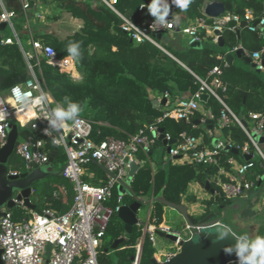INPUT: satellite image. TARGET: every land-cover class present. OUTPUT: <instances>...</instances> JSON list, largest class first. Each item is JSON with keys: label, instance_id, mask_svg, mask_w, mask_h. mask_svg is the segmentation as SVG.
<instances>
[{"label": "trees", "instance_id": "16d2710c", "mask_svg": "<svg viewBox=\"0 0 264 264\" xmlns=\"http://www.w3.org/2000/svg\"><path fill=\"white\" fill-rule=\"evenodd\" d=\"M55 1L62 10L82 21L80 30L63 39H58L51 33H32V37L39 40L42 46L53 48L57 57L70 56L67 52L68 44L80 42L81 56L78 60H73L78 74L70 76L53 67L47 63L45 55L38 56L39 65H35L34 69L53 99V109L57 103L63 104L66 109L67 101L78 102L81 105L82 112L79 116L95 122V129H99V133L94 136L96 141L109 136L126 139L139 129L156 123V118L162 115L164 108L173 107L177 100L197 90L198 84L191 72L204 77L213 66H222L225 54L232 53L239 44L248 53L258 51L262 44L260 35H255L246 27L242 28L240 35H237V30H223V47H219L217 43L211 45L208 41L202 43L201 49L189 48L187 45L184 49L171 47L169 43L165 44L162 41V34L159 43L175 57L174 59L148 42L133 46L127 34L119 28L121 19L101 0ZM209 1L221 2L224 7L223 13L240 15L245 9H251L253 13L258 14L264 5V0H192L188 9L182 12L179 7L171 5L169 0L171 5L169 17L174 19L179 15L180 20L196 19L203 16L202 7ZM149 2L150 0H115L113 6L134 23L142 24L154 19L148 14L147 8L138 10L140 4L147 5ZM5 4L8 9L15 11L20 9L18 0H5ZM17 28L20 26L17 25ZM20 44L24 51L31 52L30 44L25 46L21 39ZM238 62H242L241 59H236L232 65L223 68L222 82L226 90L223 92L219 90V93L231 111L239 119L246 120L249 112L264 111V82L256 72L246 70ZM28 77V69L20 46L15 41L10 44L0 43V91L5 92L14 84L24 82ZM164 93L168 94V103L166 106L155 108L152 100L161 98ZM202 106L212 115L211 128H215V120L222 110V105L214 97L208 96L205 102H202ZM200 118L201 114L197 111L188 122L163 118L157 126L162 127L172 138L178 139L179 134L184 131L188 135L200 137L202 147H211L213 136H209L205 128L195 123ZM220 131L236 145L241 146L247 141L242 129L235 122ZM148 135L151 136V133ZM156 143L161 141L156 138L152 147ZM164 146L167 149V145ZM45 147L47 152L53 151L54 145L50 139H46ZM152 147L150 156L149 153L146 155L138 153V158L143 163L138 166L132 177L130 188L134 197L142 199L141 205L150 203L148 223L158 227L163 221L166 206L162 200L181 205V198L184 196L186 201L196 202L195 195L187 192V186L192 183H197L205 189L207 181L210 188L218 191L215 183L210 181L217 168L211 165L186 163L178 167L184 176L178 180L172 179L170 163H161L156 165V168H151ZM227 155L233 156L239 163L245 160L244 154L240 152L234 154L225 150L222 151L221 158ZM253 158V167L245 174V179L252 182V188L261 186L264 180L260 182V177H264L262 160L259 157L256 160ZM8 161L12 170H24L23 161L14 153ZM64 161V154L57 149L53 159L54 165L60 164L57 171L32 184L30 200L36 207L63 213L71 205L72 185L61 175ZM87 169L94 174L92 178L84 177L90 184H97L98 178L103 179L100 166L96 163H89ZM116 196L117 192L114 190L113 199ZM134 197L124 195L128 204L133 202ZM236 198L224 199L220 196L218 203L225 208V205L229 206ZM204 202V211L200 215L187 214L190 224L195 225L200 221L203 224L211 223L209 221L212 220L213 214L210 206L214 203V196L210 195V199ZM25 215L29 217L30 211L28 210ZM14 219L19 220L17 217ZM123 227L124 224L117 217V213H113L98 249V264H131L137 244H140L138 264H151L152 242L148 234H143L137 225L132 227L130 234L116 249L110 251L112 241L123 235ZM257 235H264V221L259 225L255 236Z\"/></svg>", "mask_w": 264, "mask_h": 264}, {"label": "built area", "instance_id": "2783aa9c", "mask_svg": "<svg viewBox=\"0 0 264 264\" xmlns=\"http://www.w3.org/2000/svg\"><path fill=\"white\" fill-rule=\"evenodd\" d=\"M108 6L120 19L119 28L129 37L133 46L143 43H151L158 47L170 57L174 58L166 51L157 34L166 33L169 37L179 34L183 38L182 43L188 46L195 40L200 42L210 41L216 43L218 31L221 35L223 30L228 29L235 31L239 24L244 22L248 31L258 34L259 26H264V5L258 14L253 13L251 9H245L243 14L223 13L218 17L210 18L203 14L196 19L182 18L179 24H174L171 17H168V23L160 26L150 19L145 23L136 24L129 18L122 15L114 6L115 0H101ZM20 9L15 11L8 9L4 0V7L0 8V17L5 14L9 15L8 20L0 19V23H5L13 34V37H1V44H10L15 41L21 48L25 63L28 69L29 77L22 83H17L7 89L5 92L0 91V110L7 113L4 121H0V147H2L7 138V129L13 123L18 128H29L30 134L23 141H16L13 153L23 161V171L9 170V175H19L28 173L33 168L42 166L48 162L50 153L47 152L45 144L46 139H50L54 147L61 148L65 161L61 169V175L72 185V202L69 208L63 213L44 208L38 214L30 211L29 217H21L15 220L10 208L2 207L0 216V249L2 264H98L97 254L104 237L109 219L113 213H117L124 203V195L117 194L113 199V192L117 185H125L128 178V170L131 163L140 164L137 155L139 152L147 154L157 138V123L163 118H171L175 121H190L201 106L199 96L207 94L214 97L221 105L222 110L215 120V129L221 130L231 123L235 122L242 129L247 141L241 146L234 144L228 137L225 140L218 139L215 146L202 147V139L186 132H181L179 138H172L164 132L166 142L174 139L175 141L168 147L167 153L171 159L180 158L189 164L211 165L217 168L215 174L210 177V181L215 183L219 193L224 199L241 197L251 189L252 182L245 179V174L253 167L252 158L258 156L264 165V150L259 143L258 137L264 138V111L249 112L244 125L227 106L221 98L220 91H225L226 87L222 82L223 68L215 65L209 69L204 77H200L191 72L198 86L197 90L187 97L176 101L171 108H164L161 116L156 118L155 122L145 129H139L137 133L128 135L126 139H117L112 136L96 141L94 136L99 133L95 129V122L78 116L75 120L66 122L68 127L58 130H50L51 135H45L44 129L48 128V114L51 112L53 99L51 98L42 78L37 75L34 66L39 65L38 56L45 55L48 64L64 71L67 75L76 76L74 61L70 56L57 57L53 48L42 46L39 40L34 39L28 29L30 51H24L20 40L14 29L15 18L22 17L27 19V12L33 5V0H18ZM139 5L138 10H141ZM208 19H211L210 21ZM134 26V27H133ZM137 28L140 31H137ZM241 47L238 45L234 48ZM48 48L53 49L55 55H50ZM242 48V47H241ZM243 49V48H242ZM244 53L249 56L252 63L260 71L264 69L261 63V53L264 46L258 51ZM19 85L22 91L31 92L32 99L38 97L41 91L48 94V99L41 105H21L12 95L11 89ZM161 98H165V105L168 103V94L164 93ZM159 98V100L161 99ZM26 111L31 112V116L22 121ZM211 121L213 117L211 116ZM250 123V124H249ZM147 131V132H146ZM212 128L209 135L211 136ZM151 133V136L148 133ZM228 146L229 149L235 148L238 152L251 155L249 159L239 163L231 156L222 157V151ZM252 147V149H250ZM229 151V150H228ZM96 163L103 171V179L97 184H90L84 179L87 165ZM225 180H224V179ZM31 189V193H32ZM16 206L24 209L22 200L11 197ZM220 224L215 221L209 224L192 226L185 223L184 229L187 230V237L182 238L179 231L171 229L165 225L149 226L147 224H137L143 232L147 233L151 242L156 235L155 230L164 232H173L177 235V241L174 242L175 249H178L180 239H190L194 233ZM175 252H165L159 256L167 259ZM140 257V244L136 245V252L131 264H138ZM161 261L159 257H155ZM164 259V260H165Z\"/></svg>", "mask_w": 264, "mask_h": 264}, {"label": "water", "instance_id": "95a60500", "mask_svg": "<svg viewBox=\"0 0 264 264\" xmlns=\"http://www.w3.org/2000/svg\"><path fill=\"white\" fill-rule=\"evenodd\" d=\"M202 12L204 15L214 18L218 17L224 12L223 4L219 1H209L206 2L202 7ZM246 24L244 22H241L239 24V28L237 29L236 33H238L239 29L245 27ZM6 27L5 23H0V30H4ZM259 30L261 31L263 35V46H264V26H259ZM215 34L218 35L217 39V45L219 47H223V39L222 35L215 31ZM161 37V34H157L156 38L159 39ZM189 48H195V49H201L202 44L199 40L192 41L188 44ZM237 57L238 59H241L243 63L249 64L252 68L255 69V72L258 73L260 70L255 67L254 63L251 62L248 55L244 53V50L239 47L235 49L232 53H226L224 56V61L228 66L232 65L233 58ZM261 63L264 67V51L261 53ZM208 98L207 94H201L199 96V100L201 102H205V100ZM166 102L165 98L159 99H153L152 104L155 108H158L160 106H164ZM199 121V120H198ZM198 121H195L196 124H198ZM211 119H205L204 123L207 124L208 128L211 129ZM241 122L246 125L244 120H241ZM158 136L157 139L162 142L163 145H170L175 140L171 139L170 141L166 142L164 139V129L162 127L158 128ZM18 139V126L13 123L9 126L7 129V138L5 144L0 147V216L2 215V207H7L12 209L16 204L11 199V197H15L17 200H22V203L25 208L34 211L38 214L41 213V209L37 208L34 203L30 200L31 195V189L32 184L36 181L41 180L42 178L46 177L50 174V167L46 165H42L36 168H33L28 173H20L19 175H9L7 174L8 167L7 162L9 157L12 155L14 146L16 144V141ZM257 141L259 143L264 142V138L258 137ZM218 142V138H213L212 140V146H215ZM168 150V147H167ZM225 151H230L234 154L238 153L237 149L231 148L229 149L228 146L225 147ZM57 148L54 147L53 151L49 155L48 162L46 164H51L53 162V159L56 155ZM151 155V152H149V156ZM251 155H244V159L247 160L250 158ZM138 169V165L135 163H131L128 170V178L126 179L125 185H117L116 192L119 195H130L134 197V193L132 189L130 188V183L132 180V177L134 176L135 172ZM205 189H207L213 196L214 201L218 202L220 194L215 192V189L209 187V183L205 182ZM163 203L171 207L172 209H176L185 219V222L190 224L188 222L187 217V211L186 207L184 205H175L172 203H168L164 200H162ZM141 207V199L138 197H134L133 202L130 204L122 205L117 212L118 218L123 222L124 224V230L123 235L121 237H118L114 239L110 245L111 249H116L118 245L124 241V239L130 234L131 229L134 225L138 224L137 219V211ZM215 205H211L210 209L213 210ZM217 220L211 221V223L215 222ZM192 225V224H190ZM203 225V223L200 221L195 225ZM217 225L209 226L208 228H213ZM201 230L198 234V238L195 240L193 237L190 239H180L178 241V249H176L175 253L170 255L167 259L163 261H158L154 256L151 258L150 262L151 264H229V262H235L237 260V257L233 253L232 255H227L223 252V248L226 246H233L236 245V237L238 235H229L225 237L223 240L220 238V236L213 234L211 232H202ZM156 235L160 237H164L172 242L177 241V235L173 232H164L161 230H155ZM107 251V249H105ZM1 249H0V255H1ZM0 264H2L1 257H0Z\"/></svg>", "mask_w": 264, "mask_h": 264}, {"label": "crops", "instance_id": "0c3cea01", "mask_svg": "<svg viewBox=\"0 0 264 264\" xmlns=\"http://www.w3.org/2000/svg\"><path fill=\"white\" fill-rule=\"evenodd\" d=\"M44 2H47V3L53 2V4H52L53 8L51 10L46 9L47 10L46 14L42 15L38 9L40 8L39 6H41V4H43ZM26 17H27V19H23L22 17H19V18H15V20H14V29H15L16 35L19 38V40H20V35L17 32V25L20 26L19 29H20V32L22 33V35H28V29L27 28H29L31 34L32 33L33 34L51 33V34L55 35L58 39H63L67 35H70L74 32L79 31L80 27L82 25V21L80 19L74 18L69 13L62 10L59 6H57V3L55 0H33V5L28 10ZM243 28H245V27H243ZM4 30L5 31L0 30V31H3V32H0L1 37H12L14 39L12 31L8 27H5ZM6 30H8V33H6ZM241 31H242V28L239 29L237 35H240ZM254 34L260 35V37H261V42H262V44L260 46V49H261L263 46V35H262L261 31H259L258 34H256V33H254ZM203 42H208V41L203 40L201 42V44ZM27 43L29 44V36L27 39ZM211 44H213V43L211 42ZM236 59H238V58L234 57L233 62ZM223 63H225L224 58H223ZM76 73L78 74L77 70H76ZM263 82H264V80H263ZM198 113L201 114V118L198 121V126L205 128L207 134L209 135L208 131H210V129L208 128L207 124L204 123V120L207 118L208 119L211 118L212 115L207 110L204 109L202 104L198 110ZM211 127H212V122H211ZM211 136H213V138H218L220 140H225V138H226L225 136H223V134L221 133V131L219 129H215V130L212 129ZM172 160H174V161H173V163L170 164L171 165V169H170L171 178L178 180L184 176V173L182 171H180L178 167L185 165L186 162L180 158H174ZM142 163H143V161L140 160V164H142ZM156 165L158 166L160 164L155 163L154 161L150 163V166L152 169L156 168ZM100 169H101L102 177H103L104 171L101 167H100ZM86 173H87L86 174L87 177H89V178H92L94 176L93 172L88 170V169H86ZM263 179H264L263 176L260 177V182ZM99 180H101V178H98V182H99ZM263 185H264V180L262 181V185H261V188L259 190H254L251 187L250 190L246 191L244 193V195L240 197V199L243 203V209L242 210L239 209V211L237 210V213H236L238 223H240V221L246 222L248 225L246 223H244V224H246L248 226L249 236L253 237V238L255 237V233H256L259 225H261L264 221V186ZM187 192L189 194L195 195L196 202H194V203L188 202V201H186L185 197L182 196L181 204L186 207V211L188 214L200 215L204 211V206H205L204 201H208L210 199V195H212V194L197 183L189 184L187 186ZM141 201H142V199H141ZM212 205H215V204H212ZM142 206L143 205H141V207ZM165 207H168V206H165ZM215 207H216V205H215ZM215 207H214V209H215ZM237 207L239 208V205H237ZM168 208L173 210L171 207H168ZM220 208H222V207L220 206ZM222 209H224L223 215L226 214V211H225L226 207L222 208ZM174 210H176V209H174ZM149 211H150V203L147 204L146 221L143 225L147 224V225L152 227L153 225L148 223ZM183 219H184V217H183ZM216 220L219 221L220 223H223L220 219H216ZM138 223H140V222L138 221ZM160 225H165L167 227H171V229L174 228V227L170 226L169 224H167L164 219ZM173 230H175V228ZM155 236H154L153 241H152V247L153 248L156 244ZM173 246H175L174 242H173ZM152 253H153L154 257H159L160 254H163L165 252L159 251V252H157V255L154 254V251Z\"/></svg>", "mask_w": 264, "mask_h": 264}, {"label": "clouds", "instance_id": "9594fccd", "mask_svg": "<svg viewBox=\"0 0 264 264\" xmlns=\"http://www.w3.org/2000/svg\"><path fill=\"white\" fill-rule=\"evenodd\" d=\"M191 3L192 0H171V5L179 7L182 12L186 11ZM171 5L169 0H150L147 5L142 4L141 8H147L148 14L154 18V22L160 26H164L168 23L167 18L171 12ZM3 7L4 0H0V8ZM0 19L8 20L9 15L5 14L3 17H0ZM179 22L180 17L176 15L173 23L179 24ZM137 31L140 30L137 28ZM47 51L50 55H55L53 49L48 48ZM67 52L73 60H78L81 56L80 42H70L67 46ZM11 92L16 101L21 105H41L48 99V94L43 91H41L38 97L32 99V93L22 91L19 85L14 86ZM65 100L67 101V98H65ZM81 112L82 108L78 102L67 101L66 109L63 104L57 103L56 107L48 114V128L44 129V134L51 135L50 130L67 128L68 125L66 122L75 120ZM6 117L7 113L0 110V121H4ZM218 229L219 236L222 240L229 235H235L228 224L220 223ZM236 241V245L223 248L225 254H235L237 257L235 264H264V235H257L253 238L245 233L236 237ZM229 264H233V262L230 261Z\"/></svg>", "mask_w": 264, "mask_h": 264}, {"label": "rangeland", "instance_id": "374dc122", "mask_svg": "<svg viewBox=\"0 0 264 264\" xmlns=\"http://www.w3.org/2000/svg\"><path fill=\"white\" fill-rule=\"evenodd\" d=\"M53 2L52 3H47L44 2L43 4H41V6H39L40 8L38 9L39 12L44 15L46 14L47 10H51L53 8ZM47 9V10H46ZM17 32L20 35V39L21 42L27 46V35H22V33L20 32V29L17 28ZM6 33H8V30H6ZM162 41L166 44L169 43V45H171V47H178L181 49H184L186 47V45L184 43H182L183 38L181 37V35L176 34L173 35L172 37H169L166 33L163 34L162 37ZM212 45V44H211ZM239 65L243 66L246 70H251L255 72V69L252 68L249 64H245L243 62H238ZM260 78L262 80H264V70H261L260 72L257 73ZM202 104V103H201ZM250 124V123H249ZM30 130L29 128H18V141H23L25 140V138L30 134ZM262 150H264V145H261ZM153 156H152V162L154 161L155 163L161 164H168V163H173L174 160H172L170 158V156L167 153V150L165 148V146L161 143H156L153 147ZM59 152H62L61 148H58ZM138 157V155H137ZM254 160L259 159L258 156L253 158ZM9 160V159H8ZM43 165H46L48 167H50V174L54 173L57 171V169L59 168V163L58 164H53V162L51 164H46L44 163ZM7 167L9 170H12L11 165L9 164V161L7 162ZM21 171L20 169H16ZM264 186V185H263ZM261 188V186H257V187H253L252 189L254 190H259ZM255 192V191H254ZM128 203V201L125 199L124 203ZM216 205L215 209L212 210V220H210L209 222L216 220V219H220L223 223L228 224L234 233H236L237 235H242L247 233L249 235V229H248V224L246 222H242L240 221V223H238V219L236 217V213L237 210L239 211L243 209V203L240 199V197L236 198L235 200H233L229 206H226V214L223 215V210L222 208H220V204L218 202L214 203ZM237 205H239V208L237 207ZM39 208V207H37ZM146 208H147V204L145 203V205H143L142 207H140L137 211V219L140 222V225H143L146 221ZM228 208V209H227ZM233 208V209H232ZM40 209V208H39ZM232 209V210H231ZM12 213H13V217L17 219H20L22 216L25 217L28 213V209H24L20 206H14L11 209ZM241 212V211H240ZM118 217V216H117ZM163 219L166 221L167 224H169L170 226L174 227L176 231H179L180 236L182 238H186L188 233L187 230L184 229V225H185V220L183 219V217L176 211V210H171L168 207H164V212H163ZM208 222V223H209ZM246 223V224H244ZM173 228V229H174ZM202 232H211L213 234H216L219 236V229L218 226H215L213 228H205L203 229ZM256 234V233H255ZM193 239H197L198 238V234L194 233L192 235ZM155 241L156 244L153 248L154 254L157 255V252L162 251V252H175L176 249L173 246V242L160 237L158 235L155 236ZM110 251H112L113 249L109 248ZM160 260L163 261L165 258L163 256H159Z\"/></svg>", "mask_w": 264, "mask_h": 264}, {"label": "bare ground", "instance_id": "6f19581e", "mask_svg": "<svg viewBox=\"0 0 264 264\" xmlns=\"http://www.w3.org/2000/svg\"><path fill=\"white\" fill-rule=\"evenodd\" d=\"M32 114L30 111H26L25 115L22 117V121H25V119H27L28 117H30Z\"/></svg>", "mask_w": 264, "mask_h": 264}]
</instances>
